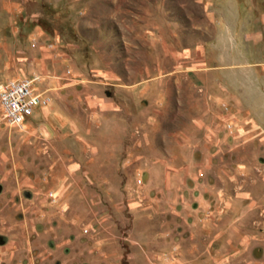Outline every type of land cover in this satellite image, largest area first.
Returning a JSON list of instances; mask_svg holds the SVG:
<instances>
[{
  "label": "rangeland",
  "instance_id": "rangeland-1",
  "mask_svg": "<svg viewBox=\"0 0 264 264\" xmlns=\"http://www.w3.org/2000/svg\"><path fill=\"white\" fill-rule=\"evenodd\" d=\"M14 81L0 264H264V0H0Z\"/></svg>",
  "mask_w": 264,
  "mask_h": 264
},
{
  "label": "built area",
  "instance_id": "built-area-1",
  "mask_svg": "<svg viewBox=\"0 0 264 264\" xmlns=\"http://www.w3.org/2000/svg\"><path fill=\"white\" fill-rule=\"evenodd\" d=\"M41 104V97L35 93L28 81H14L0 85V107L5 119L13 126H21Z\"/></svg>",
  "mask_w": 264,
  "mask_h": 264
},
{
  "label": "crops",
  "instance_id": "crops-1",
  "mask_svg": "<svg viewBox=\"0 0 264 264\" xmlns=\"http://www.w3.org/2000/svg\"><path fill=\"white\" fill-rule=\"evenodd\" d=\"M63 125H64V121H63Z\"/></svg>",
  "mask_w": 264,
  "mask_h": 264
}]
</instances>
